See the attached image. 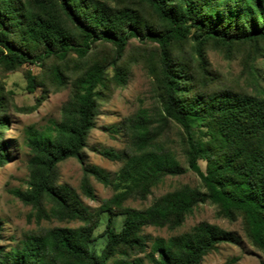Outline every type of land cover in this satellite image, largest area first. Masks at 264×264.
I'll return each mask as SVG.
<instances>
[{
    "label": "trees",
    "instance_id": "obj_1",
    "mask_svg": "<svg viewBox=\"0 0 264 264\" xmlns=\"http://www.w3.org/2000/svg\"><path fill=\"white\" fill-rule=\"evenodd\" d=\"M211 49L241 58L256 91L216 72L208 58ZM261 58L264 0H0L4 73L27 63L51 65L54 84L60 89L71 82L74 91L53 132L29 138L31 190L22 199L39 218L83 223L29 235L11 253L0 249V264H142L137 255L146 252L145 227L175 230L207 202L221 217L241 218L248 239L264 253V87L255 67ZM129 59L142 63L152 77L158 106L123 122L128 146L122 153L103 152L122 162L113 180L87 162L84 151L100 101L128 81ZM26 78L32 94L37 76L27 71ZM6 103L0 87V111ZM170 123L180 128L186 164L168 138L160 139ZM6 127L1 114L0 166L9 160ZM70 158L82 166L83 194L95 198L91 177L116 191L100 209L89 210L76 190L55 182L57 165ZM188 171L198 175L202 189L186 184L142 210L125 208L129 199L147 200L166 177ZM102 212L111 214L108 242L95 255L90 242ZM116 216L123 218L118 228ZM239 242L237 234L202 222L167 240L156 238L147 257L150 264H201L219 244Z\"/></svg>",
    "mask_w": 264,
    "mask_h": 264
},
{
    "label": "rangeland",
    "instance_id": "obj_2",
    "mask_svg": "<svg viewBox=\"0 0 264 264\" xmlns=\"http://www.w3.org/2000/svg\"><path fill=\"white\" fill-rule=\"evenodd\" d=\"M137 45L138 41L133 40L132 47ZM208 58L212 68L226 81L236 82L250 92L256 91L250 75L244 73L241 58L228 59L214 49L208 51ZM127 67L130 71L127 83L115 88L110 95L100 101V114L96 127L91 131L87 140L88 146L84 151L87 162L104 169L113 180L122 162L111 160L103 155V152L122 153L128 146L123 122L143 110L154 113L158 106L153 79L144 65L129 59ZM255 67L264 87V58L258 59ZM27 71L37 76V87L32 94L27 90ZM109 74L113 75V71L110 70ZM0 87L3 88L7 102L0 115L5 116L7 122L3 140L9 153V160L0 166V249L4 253H11L15 248L20 247L29 235L56 227L78 228L83 223L78 220H61L53 216L39 218L33 205L22 199L31 190V159L34 155L28 144L29 138L34 134L53 132L56 124L63 119L65 105L73 96V85L70 82L59 89L52 81L51 65L40 67L38 64L27 63L14 72L4 73L0 68ZM180 135V128L170 123L160 139L168 138L170 145L177 150L180 160L185 163ZM199 165L205 172L206 162L201 160ZM82 177V166L75 158L67 159L57 165L55 182L59 186H68L76 190L83 204L91 211L100 209L103 203L116 193L112 186H105L91 177L90 182L95 194V198L91 199L81 190ZM186 184L202 189L198 175L188 171L180 176L166 177L153 189L147 200L129 199L124 206L142 210L149 207L161 195ZM45 207L50 213L52 205L48 200L45 201ZM110 217L109 212L101 213L93 240L90 242L91 252L95 255L101 254L108 242L105 230ZM122 220V217L114 218L115 228L120 226ZM202 222L237 234L240 242L219 244L204 257L201 264H264V253L248 239L242 219L230 221L221 217L217 207L209 202L198 205L193 213L187 216L183 225L175 230L167 227H145L142 235L147 239L146 252L138 254V258L142 260V264H150L147 255L151 252V246L156 238L167 240L173 235L189 232Z\"/></svg>",
    "mask_w": 264,
    "mask_h": 264
}]
</instances>
